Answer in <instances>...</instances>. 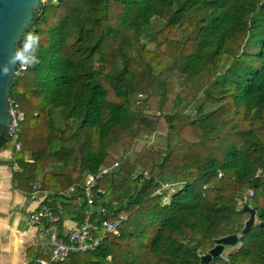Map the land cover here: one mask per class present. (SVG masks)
I'll list each match as a JSON object with an SVG mask.
<instances>
[{"label":"trees","instance_id":"16d2710c","mask_svg":"<svg viewBox=\"0 0 264 264\" xmlns=\"http://www.w3.org/2000/svg\"><path fill=\"white\" fill-rule=\"evenodd\" d=\"M28 31L41 63L7 96L25 113L17 185L65 210L120 165L101 182L117 233L53 264H201L244 203L258 222L226 264H264V0H45Z\"/></svg>","mask_w":264,"mask_h":264},{"label":"built area","instance_id":"2783aa9c","mask_svg":"<svg viewBox=\"0 0 264 264\" xmlns=\"http://www.w3.org/2000/svg\"><path fill=\"white\" fill-rule=\"evenodd\" d=\"M23 71L19 70V75ZM8 114L10 122L6 127V135L11 145L9 147L12 149V155L14 156V153L21 148V143L17 140V136L25 113L16 102L8 99ZM113 166L100 167L96 173L88 174L82 184L77 185L81 188L82 202L78 209L79 223L75 228L68 231L60 229V214L62 213V205L60 203L57 204V210H55L44 202H41L29 212L27 217L28 223L48 235L50 246L48 258H37L31 264L61 263L70 254L94 252L103 243L108 234L117 233V226L124 217L121 215L112 220L102 218L106 214H113L112 205L110 209L107 207L106 189L101 186V182L112 171ZM11 169L13 172L18 171L14 157H12ZM259 174L264 177V170ZM217 176H222V172L218 171ZM160 186L161 188L158 192L170 187V184L160 183ZM72 190H74V187L70 188V191ZM39 192L38 185L33 184L30 192L31 199H39ZM247 194L252 196L253 188H249ZM99 215L101 217H98ZM227 262L228 257L221 253L219 260L214 264H226Z\"/></svg>","mask_w":264,"mask_h":264},{"label":"crops","instance_id":"0c3cea01","mask_svg":"<svg viewBox=\"0 0 264 264\" xmlns=\"http://www.w3.org/2000/svg\"><path fill=\"white\" fill-rule=\"evenodd\" d=\"M12 154L11 147L0 152V264H31L37 258H48L50 246L48 235L28 223V214L45 199V204L53 203L52 198L41 191L39 199L33 200L30 197L31 191L28 192L17 185V174L11 169L10 163L14 157ZM81 198L71 208L62 210L59 223L62 231H68L78 225ZM59 203V200L54 202L56 206ZM121 215L125 218L124 213H119L112 219ZM237 248H232L229 253Z\"/></svg>","mask_w":264,"mask_h":264},{"label":"water","instance_id":"95a60500","mask_svg":"<svg viewBox=\"0 0 264 264\" xmlns=\"http://www.w3.org/2000/svg\"><path fill=\"white\" fill-rule=\"evenodd\" d=\"M42 0H0V65L7 62L12 50L18 46L22 36L30 28L34 14ZM15 76H0V130L10 122L8 114V93ZM119 164L112 168L118 172ZM247 213L243 228L238 234H230L215 240V244L201 256V264H207L212 258L219 256L225 246H235L239 236L245 234L255 225L256 210L244 203L241 208Z\"/></svg>","mask_w":264,"mask_h":264},{"label":"clouds","instance_id":"9594fccd","mask_svg":"<svg viewBox=\"0 0 264 264\" xmlns=\"http://www.w3.org/2000/svg\"><path fill=\"white\" fill-rule=\"evenodd\" d=\"M41 36L28 31L24 33L20 44L12 50L6 63L0 65V76H16L19 70L34 68L41 63L38 55Z\"/></svg>","mask_w":264,"mask_h":264},{"label":"rangeland","instance_id":"374dc122","mask_svg":"<svg viewBox=\"0 0 264 264\" xmlns=\"http://www.w3.org/2000/svg\"><path fill=\"white\" fill-rule=\"evenodd\" d=\"M45 0H42V2H44ZM155 141L156 140V138L154 137V136H151V138L148 140V141ZM161 140V139H160ZM8 146H11L10 144L8 145ZM177 189V186H173L172 187V190H170V191H174V190H176ZM257 222H258V215H256L255 216V225L257 224ZM240 245V243L239 244H237V245H235L234 247H238ZM233 246H225L224 247V249H223V251H222V255H227L230 251H231V249L232 248H234Z\"/></svg>","mask_w":264,"mask_h":264}]
</instances>
